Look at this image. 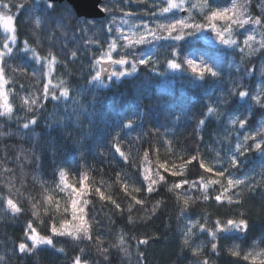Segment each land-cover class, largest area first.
Returning <instances> with one entry per match:
<instances>
[{
  "label": "trees",
  "instance_id": "16d2710c",
  "mask_svg": "<svg viewBox=\"0 0 264 264\" xmlns=\"http://www.w3.org/2000/svg\"><path fill=\"white\" fill-rule=\"evenodd\" d=\"M233 1L209 3L216 8ZM196 3L203 5L205 0ZM146 4V0H103L106 17L87 20L78 18L67 3L0 0V15L7 12L12 17L16 37L12 53L0 59V81L12 108L11 117L0 116V264H74L78 258L84 264H264L245 256L264 248V152L247 148L238 167L230 164L246 132L264 120V93L260 100L255 97L257 83H264L260 70L264 46L248 53L227 51L190 35L175 48L177 58L172 51L159 52L148 64H138L133 75L101 86L94 76L99 75L98 61L118 36L117 20L125 18L131 7L150 12ZM260 5L261 0H246L243 10L264 26ZM205 12L206 8L195 9L196 22L207 24ZM4 44L0 19V52ZM122 50L113 53V59L124 56ZM193 50L225 58L221 73L200 79L186 64L178 72L169 70L168 60L183 63ZM49 79L52 85L65 80L69 97L50 99L58 90L52 87L49 92ZM240 91L248 95L239 97ZM210 108L215 109L212 114ZM117 144L127 160L116 152ZM197 150L206 163L226 173L209 189V195L219 199L205 198L207 185L217 177L203 173L198 163H185ZM160 163L169 166L168 171L158 169L166 183H158L151 195L136 193L146 202L135 204L132 188L146 189L144 169L153 176ZM173 165L179 176L170 174ZM59 169L68 172L69 183L66 178L61 181L63 191L57 186ZM84 172L89 176L87 194L70 197ZM231 173L243 183L235 188L227 184ZM202 175L205 179L193 189L191 182L200 181ZM184 182L189 189L184 184L169 191L173 183ZM97 187L123 211L100 198L94 192ZM43 192L59 203L48 204ZM183 199L189 200L187 206ZM192 221L238 226V233H217L216 241L196 251L195 240L187 238ZM53 223L58 228L67 224L65 234H54ZM85 231L91 240L81 235ZM72 234L80 238L73 239Z\"/></svg>",
  "mask_w": 264,
  "mask_h": 264
},
{
  "label": "snow or ice",
  "instance_id": "6c2138e0",
  "mask_svg": "<svg viewBox=\"0 0 264 264\" xmlns=\"http://www.w3.org/2000/svg\"><path fill=\"white\" fill-rule=\"evenodd\" d=\"M186 3V0H180V3L177 4L174 2V0H168V6L167 7H163L161 9L162 13H168L170 12L173 8H178L181 11H189L191 12L192 9H196V8H201L202 10L204 8L207 9V12L204 13V19L207 21V24L204 23H198V22H190V20L192 19L191 16L188 19L185 18H179V19H175L170 23H161L158 24L156 28H149L147 24L143 25L144 31L143 32H139L138 34H133L132 37H128V39H126V43H124L123 45H121V48L125 49V48H135L138 47L139 45H142L146 42L149 41H155V40H160V39H172L175 41H180L182 40L186 35H193L195 32H198L200 30H202L205 27H211L212 31L216 33V38L218 40H220L222 43L229 45L230 47L232 45H236L237 40L235 38V34H234V25L237 28H243L245 24L248 23L247 20H242L239 18L234 19L232 15L229 14V9L228 8H223V9H219L217 10V8H214L210 5L209 0H205V3L203 5L197 4V3H190L189 8L185 9L184 8V4ZM52 5L49 4V7H51ZM261 12L264 13V0H261ZM236 9V4L233 3L232 5V11H235ZM242 15V13H241ZM262 18H264V14H262ZM217 21H224V25L223 26H218L217 25ZM253 22H255L256 24H261V20L260 19H254ZM185 29H187L188 31H184ZM163 33H167V35H164ZM177 33V34H174ZM54 35V34H53ZM13 43H15L16 41V37L13 36L12 38ZM252 40V38L249 36L247 38V40L244 41L245 44L248 43V41ZM110 45H113V47L110 49L109 54L111 55V53L113 51L116 50V44L115 41H113ZM3 48L5 49L4 52H0V59H2L4 57V55L7 54H11L12 53V48L9 47L8 44H4ZM51 55V54H50ZM72 56L75 57L76 53L73 52ZM172 56L175 57L176 56V52L173 51ZM112 57V55H111ZM36 60H40L39 56L35 57ZM111 63H115L121 66H125L127 64H129V60L127 58H119V59H111L109 60ZM56 63V59L55 57H52L51 59V64H55ZM149 62L145 59H142L138 62L136 61H132L131 64V69L128 72L125 73H121V72H113L111 73L114 77H120L122 75H128L130 72L134 73L137 71V65H146ZM186 64L188 66V69L191 70L192 74L194 76H196L197 78H204L206 75H210L212 77H216V73L212 71L211 68L207 67L206 65H203V62H201V64H195L193 61L188 60V59H184L183 63H179L177 62L175 59H170L167 61V67L169 69H174V70H178L182 68V65ZM95 79H99V75L95 74L94 76ZM49 79V92H51V88L52 87H56V89L58 90V94L57 91L56 93H53L50 95V99L52 100H57L59 98H68L69 97V89L67 87V82L63 79H60L58 84L56 85H52L50 83ZM62 92V95H61ZM239 97H245L247 96V93L244 91H240L238 93ZM255 99V98H254ZM25 111H34V107L33 108H27L25 107ZM215 111V109L210 108L208 109V113L212 114ZM12 113V108L11 111L8 112L9 117H11ZM5 113H3V115L0 116H4ZM31 123H35V119L31 120ZM202 123L201 121H198V125ZM130 126V125H129ZM245 126V122L242 120L240 122V127L243 128ZM23 127H28V124H24ZM258 136H264V132H258L257 135L255 136H246L244 138V145L253 152H264V140H258ZM248 141H252V143H248ZM116 152L120 154V156L122 158H124L125 160L128 159V156H126L125 152L122 151L121 147L119 146V144L116 145L115 148ZM236 152H241V148L237 147L236 148ZM145 161L148 160L149 157V152H144L143 154ZM198 163L200 170H202L203 173H212L213 175H215V177H217V179L212 180L211 183H209L207 185V190L205 192V198L206 199H219L217 196H213V195H209V189L211 188L212 185H215L216 183H218L219 181H221V179L219 178H224L226 177V173L222 168H218L215 165H209L208 163H206L204 161V159L202 158L201 153L199 152V150H197V152L195 154H192L190 159L186 160L185 163L187 164H193V163ZM230 164L233 167H238V161L235 159H230ZM159 168H163L165 171H168L169 166L163 163L158 164V167L156 170L152 171L153 176H148L147 174V170L148 168L144 169V174H143V181L147 182V186L146 189L145 187L143 189H141L140 187H133L132 188V194H131V199L135 201V204H140L141 206L144 205V203L146 201L141 200L140 198H137V196L135 195L136 193H141L146 191L149 195H151L152 193L157 191V187L156 185H158V183L160 182H165L166 183V179L165 176L161 175V173L159 172ZM214 168L216 169L215 171ZM171 175L172 176H179L180 172L177 170L176 165L172 166L171 169ZM58 176H59V182L57 183L58 189L63 191L64 190V183H62L61 181H64L66 178V182H68L67 180V176H68V172L66 170H58ZM154 177H159V179H155ZM117 179L119 180L120 177L118 176ZM205 179V177L202 175L200 181H193L191 182L192 188L196 189L198 188L199 184L201 181H203ZM89 180V176L87 172H84L82 175L81 180L78 182V186H76L72 192L69 193V196L71 197L73 195V193L77 196V197H83L84 195L87 194L88 192V188H87V182ZM81 183L84 184V188L81 189L80 185ZM240 183H243L242 181H233V180H227V184L232 185L233 188H235L236 186H238ZM184 184L188 185V189H189V183L188 182H184L183 184L181 183H173V186L171 189H169V191H172L173 189H181ZM179 185V187L177 186ZM128 189V184L125 183L124 184V190L127 192ZM213 190V189H212ZM94 192L97 193L99 195L100 198L104 199H108L112 202L113 205H115V207L120 210L123 211V209L120 208V205L113 200L110 196L109 197H105L104 193L101 192L100 188H95ZM43 198L45 199V201L50 204L55 206L56 204H58L59 202L55 201V197L47 192H43L42 193ZM11 198V197H9ZM84 202H87L86 200ZM222 202V201H220ZM183 203L185 206L188 205L189 200L188 199H183ZM129 211H132V207L130 206ZM130 222H131V217L129 218ZM217 223H219V221H217ZM65 227H67V224H65L64 227H57L54 223L51 225V231L56 234V235H62L65 234L64 229ZM81 235L88 240H91V236H90V232L89 231H85L83 233H81ZM72 238L73 239H79V236H76L74 234H72ZM185 243H187V241H185ZM22 247V245L20 246ZM195 254V253H194ZM74 264H84V261L81 260L80 258H78L77 260L74 261Z\"/></svg>",
  "mask_w": 264,
  "mask_h": 264
},
{
  "label": "rangeland",
  "instance_id": "374dc122",
  "mask_svg": "<svg viewBox=\"0 0 264 264\" xmlns=\"http://www.w3.org/2000/svg\"><path fill=\"white\" fill-rule=\"evenodd\" d=\"M174 2L179 4L180 0H174ZM215 2L218 3L219 0H214V3ZM150 3L151 5L156 6L157 2H150ZM187 3H188V0H186V3L184 4L185 9L189 8ZM233 3L236 4L235 11H232ZM245 3H246V0H234L228 6H222V7L216 6L217 10L228 8L229 14L232 15L234 19L239 18V19L248 21V23L245 24L243 28H237L235 25L233 26L235 38L237 40L236 45H232L230 47L229 45L222 43L220 40L216 38V33L212 31L211 27H205L202 30L195 32L193 35H191V37L195 39L196 35H198L200 39H202L207 45L211 47L223 48L224 50H227V51L236 50L241 53H248V51H251L252 49H255L256 47L264 46V28H263L264 26H261L260 24H256L255 22H253L254 19L251 16H246L245 11L243 10V6L245 5ZM167 6H168V3L167 4L165 2L161 3V8L158 9L157 11V13L159 12L160 17L174 15V17L173 16L169 17L170 20H168L167 22L163 18L154 19L152 22L149 21V24H147L148 21L145 23L144 20L138 21L137 19H133V22H131L129 19L125 18L123 23H120L119 20H117V23L119 24V26L115 27V30H117L118 36L117 38L112 40V42L115 41L116 50L113 51L111 55L117 52L119 48L121 47V45L126 43V39H128V37H132L133 34H138L139 32H143L144 31L143 25L145 24H147L149 28H156L158 24L170 23L173 20L179 19V18L188 19L190 16L192 18L190 22H196L193 13L189 12L188 16H184L183 11H181L178 8H173L168 13H162L161 9ZM0 19H1V28H2L3 34L6 37V44H8L9 47L13 48L14 43L11 39L13 36H15L13 19L7 12L1 13ZM216 23L218 26H223L225 22L217 21ZM184 31H188V30L185 29ZM163 34L167 35V33H163ZM174 34H177V33H174ZM188 36L190 35H186L180 41H175L172 39H160V40L146 42L135 48H125V49L122 48L123 49L122 51L125 52V54L121 58H127L129 60V64L125 66H121L117 64V66L114 69V72L125 73V72L130 71L131 66H132L131 62L134 61V59L139 58V60L145 59L149 61L152 59H156L158 57L159 52H162L165 50L172 51V53L173 51L176 52L177 49L175 48H178V45ZM249 36L252 38V40L248 41V43L245 44L244 41L247 40ZM168 44L173 47L168 48L167 47ZM112 47L113 45H111L110 49ZM111 55L108 52L106 56L100 60L109 61L113 59V56L111 57ZM184 59L191 60L195 64H198V65L201 64V62H203V65H206L207 67L211 68L212 71L215 72L217 75L221 73L220 67L222 63L226 61L225 58H222L221 60H217L216 58H212L209 55H205L202 53H196L194 50L186 54ZM230 61L233 62V59H230ZM169 70L172 72L180 71V69L178 70L169 69ZM260 70L261 72L264 73V65L261 66ZM134 73L130 72L128 75H122L118 78L113 76L111 79L107 81H101L100 79L98 80L101 86L104 87V86L109 85L111 81L113 80L119 81L124 77L133 75ZM250 74L251 75L255 74V68H251ZM257 85L258 86L256 88L255 97L257 100H260L262 97V94L264 93V83L263 81H259V84L257 83ZM246 93L248 95V92ZM0 100H1L3 112L5 114H8V112H10V105H9V100H8L7 88H6L5 83H3L2 81H0ZM237 121H238V118H235L233 122L236 123ZM258 132H264V120H261V122L259 123V126L255 130L247 131L246 134L247 136H255L257 135ZM258 140H264V138L262 136H258ZM250 142L252 141H248V143ZM237 147L241 148V152L239 153L236 152L232 159L237 160L238 165H239L240 159L243 153L246 152L247 147L244 145V140L238 143ZM227 180L243 181L244 179L238 178L234 173H231L227 176ZM232 226L233 225H230L227 228H222V227H219L211 223L210 221H204V222L192 221V222H189L188 224L187 238L191 240H195L194 247L196 251H200L206 245L207 242H214L217 240V233H222L220 236L238 233L237 231L238 226L237 227H234V226L232 227ZM245 256L249 258L250 260H252L253 262H264V248L260 250H256V251L255 250L248 251L247 253H245Z\"/></svg>",
  "mask_w": 264,
  "mask_h": 264
},
{
  "label": "water",
  "instance_id": "95a60500",
  "mask_svg": "<svg viewBox=\"0 0 264 264\" xmlns=\"http://www.w3.org/2000/svg\"><path fill=\"white\" fill-rule=\"evenodd\" d=\"M52 4H69L78 18L87 20H102L106 17L107 13L102 7L103 0H46ZM183 15H188V11H183ZM99 66V79L107 81L113 77L111 73L114 72L117 64L110 61L100 60ZM243 228V226H241ZM222 233H219L221 235Z\"/></svg>",
  "mask_w": 264,
  "mask_h": 264
},
{
  "label": "flooded vegetation",
  "instance_id": "af4514ba",
  "mask_svg": "<svg viewBox=\"0 0 264 264\" xmlns=\"http://www.w3.org/2000/svg\"><path fill=\"white\" fill-rule=\"evenodd\" d=\"M149 1L150 2H157L156 6L151 5V3ZM149 1L146 0V3H147L146 6H147V9L151 10L150 12H144V13L139 12L136 8L131 7V8H128V12L126 13L125 18L129 19V20L137 19L138 21L147 20L148 21L147 24H149V21L152 22L154 19L163 18L167 22L168 20H170L169 17H172V16L174 17V15L160 17L159 12L157 13L158 9L161 8V3L165 2L167 4L168 0H149ZM190 3H196V0H188V3H187L188 7H189ZM127 6H129V5L127 4ZM191 13H193L194 17H195V9H192ZM188 14H189V11H188ZM115 16L117 18L120 17L119 15H115ZM186 16H188V15H186ZM125 18H119V22L123 23Z\"/></svg>",
  "mask_w": 264,
  "mask_h": 264
}]
</instances>
